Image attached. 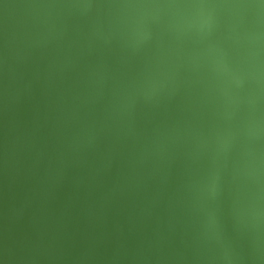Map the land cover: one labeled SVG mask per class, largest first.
Here are the masks:
<instances>
[{"label": "water", "instance_id": "1", "mask_svg": "<svg viewBox=\"0 0 264 264\" xmlns=\"http://www.w3.org/2000/svg\"><path fill=\"white\" fill-rule=\"evenodd\" d=\"M0 264H264V0H0Z\"/></svg>", "mask_w": 264, "mask_h": 264}]
</instances>
